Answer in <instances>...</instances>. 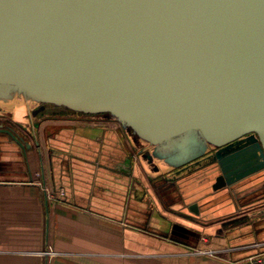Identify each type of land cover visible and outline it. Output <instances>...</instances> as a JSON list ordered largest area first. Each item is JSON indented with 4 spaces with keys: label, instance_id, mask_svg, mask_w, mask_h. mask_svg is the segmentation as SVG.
<instances>
[{
    "label": "water",
    "instance_id": "1",
    "mask_svg": "<svg viewBox=\"0 0 264 264\" xmlns=\"http://www.w3.org/2000/svg\"><path fill=\"white\" fill-rule=\"evenodd\" d=\"M15 40L50 44L55 60L47 79L28 60L5 66L14 90L0 100H23L24 130L101 115L118 124L128 171L152 186L195 170L215 193L264 195V0H0V43ZM18 131L0 124L25 151Z\"/></svg>",
    "mask_w": 264,
    "mask_h": 264
},
{
    "label": "crops",
    "instance_id": "2",
    "mask_svg": "<svg viewBox=\"0 0 264 264\" xmlns=\"http://www.w3.org/2000/svg\"><path fill=\"white\" fill-rule=\"evenodd\" d=\"M18 133L25 151L0 133V264H236L264 254V195L215 193L195 170L176 187L152 186L128 171L114 121L57 115ZM194 202L200 217L187 209Z\"/></svg>",
    "mask_w": 264,
    "mask_h": 264
},
{
    "label": "rangeland",
    "instance_id": "3",
    "mask_svg": "<svg viewBox=\"0 0 264 264\" xmlns=\"http://www.w3.org/2000/svg\"><path fill=\"white\" fill-rule=\"evenodd\" d=\"M1 43H0V56L1 55L3 56L4 54L6 55L3 56L5 58V61H3L4 63L3 68L0 67V82H4L1 83L0 88L3 91L14 90L13 88H11V85L7 84V82L12 81L10 80V78L6 77L10 75L7 74V71H5V69L9 67V64L11 65L10 67L13 68L20 62L24 60H28L31 62L30 64L34 66L37 74H39L41 77L42 76H44L45 78L49 77L48 74L51 72L50 69L51 68L53 69L52 64H55L54 63L55 60H51V56H50L51 53L49 50L50 44L38 50L34 42L32 44L30 43V45L22 46L18 40H15V42H13L14 44L13 50L10 51V49L7 50L4 47V45L2 46ZM71 62L72 59L70 57H64L63 63H61L62 67L59 70V72L62 73V69L66 68V66L67 67L70 66L73 63ZM9 100L10 101L7 102H1L0 100V124L9 125L20 131L26 129V127H31L30 119L25 117V112L18 110L19 107L22 104H24L23 100H19L17 94L13 95V97ZM88 116L100 117L101 115H88Z\"/></svg>",
    "mask_w": 264,
    "mask_h": 264
},
{
    "label": "built area",
    "instance_id": "4",
    "mask_svg": "<svg viewBox=\"0 0 264 264\" xmlns=\"http://www.w3.org/2000/svg\"><path fill=\"white\" fill-rule=\"evenodd\" d=\"M50 197L53 198V195L50 194ZM52 254V251L44 252V255L46 256H51ZM236 264H264V254L251 255L241 261H238Z\"/></svg>",
    "mask_w": 264,
    "mask_h": 264
}]
</instances>
